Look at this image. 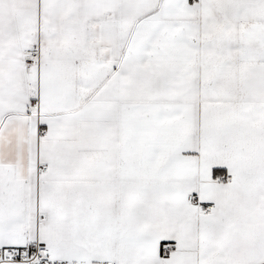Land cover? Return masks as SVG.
I'll list each match as a JSON object with an SVG mask.
<instances>
[{
    "label": "snow or ice",
    "instance_id": "obj_1",
    "mask_svg": "<svg viewBox=\"0 0 264 264\" xmlns=\"http://www.w3.org/2000/svg\"><path fill=\"white\" fill-rule=\"evenodd\" d=\"M0 264H264V0H0Z\"/></svg>",
    "mask_w": 264,
    "mask_h": 264
}]
</instances>
